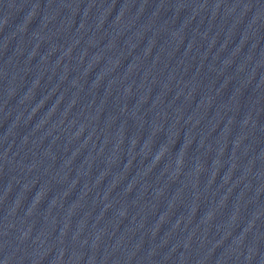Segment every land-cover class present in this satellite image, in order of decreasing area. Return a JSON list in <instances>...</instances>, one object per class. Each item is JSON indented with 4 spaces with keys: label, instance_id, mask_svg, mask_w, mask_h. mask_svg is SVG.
<instances>
[{
    "label": "water",
    "instance_id": "95a60500",
    "mask_svg": "<svg viewBox=\"0 0 264 264\" xmlns=\"http://www.w3.org/2000/svg\"><path fill=\"white\" fill-rule=\"evenodd\" d=\"M0 264H264V0H0Z\"/></svg>",
    "mask_w": 264,
    "mask_h": 264
}]
</instances>
